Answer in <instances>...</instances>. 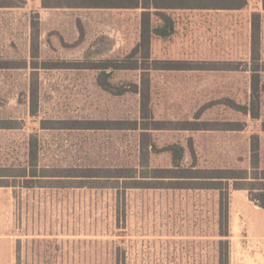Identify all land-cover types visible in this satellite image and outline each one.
<instances>
[{
  "label": "rangeland",
  "instance_id": "1",
  "mask_svg": "<svg viewBox=\"0 0 264 264\" xmlns=\"http://www.w3.org/2000/svg\"><path fill=\"white\" fill-rule=\"evenodd\" d=\"M107 4L0 0V125L12 126L0 127V264H218L225 238L230 264H264V208L246 189H231L224 237L219 190L133 188L122 179L71 176L138 162V130L58 127L60 120L74 126L140 115V95L106 91L97 66L135 59L143 8ZM257 11L264 31L261 0L239 10H174V38L153 42L149 64L164 68L149 73L152 103L156 118L172 127L154 137L159 146L183 143L190 164L249 168L259 135L264 168V93L259 119L230 102L251 100L249 29ZM141 74L116 70L109 80L131 88ZM44 120L55 127L43 128ZM185 120L208 129H175ZM230 122L244 129L229 130ZM151 159L152 166L170 165L165 153ZM35 170L36 177L26 176Z\"/></svg>",
  "mask_w": 264,
  "mask_h": 264
},
{
  "label": "trees",
  "instance_id": "2",
  "mask_svg": "<svg viewBox=\"0 0 264 264\" xmlns=\"http://www.w3.org/2000/svg\"><path fill=\"white\" fill-rule=\"evenodd\" d=\"M107 7H133L143 8L140 39L132 51L134 60L108 59L98 67L101 70L99 81L101 86L108 92L116 95H124L132 92L140 95V115L137 119L119 120H79L77 125L65 126L62 120L58 123L61 128H77L85 130H138L137 164L120 167H109L105 174H80L71 175L78 177H102L107 180L122 179L124 183L133 188L141 187H166V188H197L214 189L220 192V235L228 237L229 234V202L231 189H246L249 196L257 205L264 208V168L261 167V143L259 135L252 139L251 166L246 169L232 167H201L195 161L188 163L186 160L188 148L181 142H174L165 146H159L154 131L172 129L165 120L157 119L152 103V87L150 72L153 69H162L164 66H152V45L155 40H172L177 32V21L172 11L178 9H206V10H239L248 5V0H105ZM264 10V0H261ZM98 6V5H95ZM251 40V100L249 104L242 105L230 101L231 107L250 114L252 118L259 119L261 114L262 95L264 83L262 72L264 71L263 46V18L262 13L257 11L252 14L250 22ZM176 69H184L181 62H177ZM136 69L141 70V78L137 83H132L131 88L125 85H116L109 78L116 70ZM47 120L42 122L43 128L47 126ZM175 129L180 130H203L208 129L204 121L185 120L178 122ZM229 130H242L244 124L230 122ZM0 127H12L0 125ZM264 130V123L262 125ZM168 154L170 165L165 167L152 166L151 158L154 155ZM30 159L34 164L39 160L38 138L30 144ZM6 169V168H5ZM3 174H0V177ZM7 175V174H6ZM26 176H37L35 170ZM218 264H230V240L221 239Z\"/></svg>",
  "mask_w": 264,
  "mask_h": 264
},
{
  "label": "crops",
  "instance_id": "3",
  "mask_svg": "<svg viewBox=\"0 0 264 264\" xmlns=\"http://www.w3.org/2000/svg\"><path fill=\"white\" fill-rule=\"evenodd\" d=\"M1 193V192H0ZM2 240V238H0V241ZM7 241H10V240H7Z\"/></svg>",
  "mask_w": 264,
  "mask_h": 264
}]
</instances>
